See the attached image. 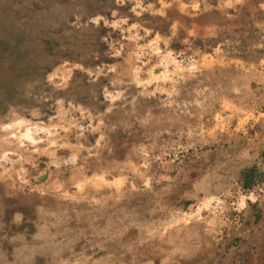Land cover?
I'll list each match as a JSON object with an SVG mask.
<instances>
[{
	"label": "rangeland",
	"instance_id": "obj_1",
	"mask_svg": "<svg viewBox=\"0 0 264 264\" xmlns=\"http://www.w3.org/2000/svg\"><path fill=\"white\" fill-rule=\"evenodd\" d=\"M114 1L87 20L110 28L112 61L54 65L46 82L67 98L51 115L30 84V114L0 90V264H264V54L192 39L264 0ZM13 2L0 0V35ZM86 77L102 109L73 100Z\"/></svg>",
	"mask_w": 264,
	"mask_h": 264
},
{
	"label": "trees",
	"instance_id": "obj_2",
	"mask_svg": "<svg viewBox=\"0 0 264 264\" xmlns=\"http://www.w3.org/2000/svg\"><path fill=\"white\" fill-rule=\"evenodd\" d=\"M83 1L86 6L80 7ZM246 2L261 3L260 0ZM88 3L89 0H14L10 5V10L18 16L19 21L8 34L0 35V90H7L10 105L30 114L33 104L18 98L19 94L22 95L19 86L26 83L25 86L30 84L33 87L30 92L34 98L44 99L41 112L51 115L54 100L58 97L67 98L65 92H56L46 82L45 76L54 65L70 61L84 67H93L112 61L104 40L110 28L103 22L96 26L87 20L96 15L111 18L118 6L112 0L107 10L93 12ZM53 10L54 22L45 25V16H51ZM230 14L233 16L231 19H224L217 25L216 36L192 38L193 45L207 50L221 46L231 56L245 61L257 54H264V34L258 27V23L264 19L261 16L264 11L256 8V11L249 12L243 5L239 10H232ZM77 17L83 21L82 27L74 25ZM173 47L178 50L181 46ZM79 77H83V74L75 72L72 84H76ZM84 80L87 86L86 96L80 100L75 97L73 100L91 108L97 106L102 109L103 106L99 104L104 99L101 90L92 93L88 78ZM5 110V107L0 108V113Z\"/></svg>",
	"mask_w": 264,
	"mask_h": 264
}]
</instances>
